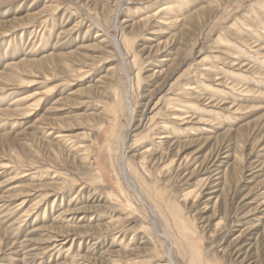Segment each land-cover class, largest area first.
<instances>
[{"label": "rangeland", "instance_id": "374dc122", "mask_svg": "<svg viewBox=\"0 0 264 264\" xmlns=\"http://www.w3.org/2000/svg\"><path fill=\"white\" fill-rule=\"evenodd\" d=\"M186 1L169 28L155 16L162 0H0V264H72L73 256L76 264H164L169 252L189 264L190 246L201 250L200 264H264V11L257 0ZM127 95L137 119L148 109L142 134L155 130L149 119L162 108L156 125L177 133L151 174L142 172L150 189L131 177L143 200L120 172L121 158L140 148L123 141ZM169 102L188 112L183 125L164 116ZM102 110L119 115L111 150ZM55 123L87 134L90 165L43 133ZM43 195L44 221L45 205H33ZM177 208L193 228L186 240ZM65 210L69 224L58 220ZM122 238L133 239L129 248ZM54 240L65 243L60 252Z\"/></svg>", "mask_w": 264, "mask_h": 264}, {"label": "bare ground", "instance_id": "6f19581e", "mask_svg": "<svg viewBox=\"0 0 264 264\" xmlns=\"http://www.w3.org/2000/svg\"><path fill=\"white\" fill-rule=\"evenodd\" d=\"M162 1H164V3L161 5L162 7L158 10V12L155 14V16H157V17L159 16L160 19H162L160 23L163 26H166L169 28L177 27L176 23L182 18V16H184L183 12H184L185 5L187 4V1L185 3H184V0H179V1L178 0H176V1L175 0H173V1L172 0H162ZM257 1L256 2H257V5L259 7L260 12L264 11V0H257ZM121 2H122V0H121ZM252 15L255 17L253 20L256 22V24H258L257 19L260 18L259 12L257 10H253ZM251 18H253V17H251ZM248 27L250 30L254 31L253 33L259 34L258 33L259 29L256 26H249L248 25ZM98 36H102V34H99ZM23 37H24V34L22 33L20 38L22 39ZM252 38L257 42L256 37H252ZM20 41L22 42V40H20ZM104 42H105V40H103L101 42V44ZM116 45H117L118 51H120V53L122 54V60L124 62L127 61L125 58V55L123 54L122 47L120 44V40H118ZM128 47H129V49L132 47V44L130 43L129 40H128ZM133 55H134L133 56L134 62L137 64L139 61L138 56L136 54H133ZM71 72L74 73L73 70H71ZM88 72L89 71H85L84 69H81L80 71L77 72V74L80 75L81 77H83V76H85L84 73H88ZM18 80H19L18 82H20V83H25V82L29 83V84L33 83V81H30V82L26 81L25 77H21ZM65 82L67 83L68 80H65ZM131 103H132L131 98L128 95L126 97L123 96V107L129 111L130 115H129V126L126 128V130L124 131V134L122 136H123L124 145L127 144V139H129L128 142H129V149L130 150L132 149V151H133L139 145H140V148L136 150L135 154H133L130 157H127V159L124 157L121 158L122 161H121V171L120 172L122 174L123 179L131 187V190L136 192V195L141 200H143L141 194L137 190V186L134 183L135 180L133 181L131 177L133 176L134 178H136L138 180L137 182H139V184L143 188H144V186L149 188V184L146 182L145 175H142V172L151 174V173H149V171H151L150 170L151 163L154 162L153 165H155L156 162H160L162 160V158L166 157L165 151L160 150V148L165 145V143L167 142V139H169V137H170V134H172V135L175 134V136H177V133L174 132L176 130H173L172 133H169V131L167 130L169 125L165 121H162L161 123H158L156 125V118L161 116V112L163 111V108H162L157 113H155L152 116V118L149 119L151 122L150 124H153V123L155 124V128H153L155 130L154 131L150 130L147 134H142V133H144V131H147L146 124L143 123V120H144L145 115L148 113V109H144V113H143L144 117L142 116V118L137 119L136 114H135V110L132 108ZM147 107L148 106H145V108H147ZM180 107L181 106L175 104L174 102H169V103H167V105L164 106V110L166 111L165 112L166 114H164V116L174 120L170 124L174 125L176 127H177V125H179V126L183 125V123H185L187 120V118L185 116L188 114V112H186L184 109H181L182 107L181 108ZM194 108H196V107H194ZM99 110H101V109H99ZM18 111L23 112L22 110H18ZM25 111H27V110H25ZM113 113H114V118H112V119L109 118V115H107V113L105 111L102 110V112L100 113V115H102V120H101L102 122L101 123L103 125L101 132L104 133L107 130V127L104 126L105 121H108L113 127V133L110 134L109 140H108V145L110 147V150L112 148V138L116 135L117 128L119 127V122H118L119 115L117 114V111H115V110L113 111ZM152 113H154V111ZM0 114H4L2 110H0ZM156 129L158 130V132H155ZM68 131H69V129L67 130L66 127L55 123V124H48L44 128L43 133H45V134L47 133V137H51L52 139H54V141L58 144V146H60V151H62V152L66 151V153H70L72 155L74 160H79L83 164L90 165L89 160H90L91 155L93 154L94 150L91 146L87 145V143L83 142V140H84L83 138L86 139L87 134L83 133L80 135L79 134L78 135H72L70 133H67ZM149 136L151 138H150V140H147V138ZM154 136L157 137V139H159V141H156ZM178 136H180V135H178ZM177 138H179V137H177ZM177 140H179V139H177ZM147 141H151L149 145L145 144V143H147ZM143 144H145V145L143 146ZM158 154H160L159 157H158ZM54 156L56 158H58V154L56 152H54ZM178 158H179V151L177 152V154L174 158V161H171V163H170V165H174V168L176 170H179L181 168V165L178 166V163L175 162L176 160H178ZM164 169H166V168H164ZM22 173H24V172H22ZM40 173H41L40 171H36V172H33V173L28 174L26 176L30 177L29 178L30 182H33L38 178V176H40ZM49 174L50 173H48V175ZM54 174H57V172H55ZM19 175L20 174L18 173L17 176H19ZM48 175H45V177ZM41 177H40V179H41ZM57 177H59V176H55L52 179H56V180L59 179ZM62 179H64V178H62ZM51 184H47V186H49ZM49 195H43L42 198H40V200H34L35 203L33 204L36 208H39L41 205H45V210H44L43 215H42L43 221L47 217V215H46L47 208L49 209V199L48 198L45 199V197H49ZM44 199H45V201H44ZM57 199L58 198L56 196L55 200L52 203H50L51 204L50 205L51 211L54 210ZM57 206L60 208V210L63 209V203L57 204ZM150 208H151L152 213L155 214V216H156L158 207L156 208V205H155V208H153V207H150ZM67 211L68 210H65L64 212H62L58 216V220H63L64 222H66V219H64L65 218L64 216H65V212H67ZM69 211H68V213H70ZM26 215L27 216L30 215L29 211H26ZM174 218H175L174 220L176 221V223L180 226V228L182 230V236H185L184 238L186 240V237L190 233H193V228L188 224V222H186L183 219L182 215L178 211V208L174 211ZM66 224H69V221L66 222ZM165 234H166V232H165ZM243 234L244 233L241 232L239 237L244 236ZM172 238H174V237H172ZM120 240L121 241H120L119 245H121V247L124 249V248L130 247L133 239L128 241L127 244H125V245L123 244L124 238H122ZM169 240L171 241L172 246H176V248L180 247L178 245L177 241H175L176 239L175 240L169 239ZM57 242H59V241L54 242V250L53 251H56L58 249L57 251L60 252L61 249H63L62 245H64L65 243L62 244V243H57ZM183 244H185V242H183ZM183 244H182V246H183ZM182 246H181V249H184V248H182ZM190 247H191L190 250L184 249L185 252H184V250H182L184 252L185 256L188 257L189 264H200V262H201V259H200L201 250L195 246H190ZM70 249L68 251L67 250L66 251L69 253ZM126 250H128V249H126ZM168 250H169V248H168ZM166 258L167 259H166L164 264H175L176 263L173 260L172 253L169 252L168 256ZM71 262H72V264H76L77 256H75V257L73 256Z\"/></svg>", "mask_w": 264, "mask_h": 264}]
</instances>
